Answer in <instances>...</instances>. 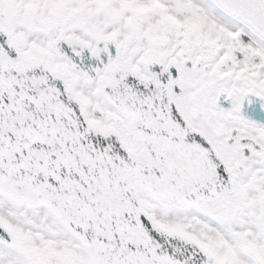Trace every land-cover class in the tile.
Segmentation results:
<instances>
[{
	"label": "snow or ice",
	"instance_id": "1",
	"mask_svg": "<svg viewBox=\"0 0 264 264\" xmlns=\"http://www.w3.org/2000/svg\"><path fill=\"white\" fill-rule=\"evenodd\" d=\"M0 264H264V0H0Z\"/></svg>",
	"mask_w": 264,
	"mask_h": 264
}]
</instances>
